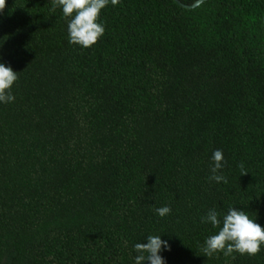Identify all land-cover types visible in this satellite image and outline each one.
Listing matches in <instances>:
<instances>
[{"label": "trees", "instance_id": "obj_1", "mask_svg": "<svg viewBox=\"0 0 264 264\" xmlns=\"http://www.w3.org/2000/svg\"><path fill=\"white\" fill-rule=\"evenodd\" d=\"M51 8L0 13L18 72L0 102V264H135L149 234L165 264H264V246L208 258L219 228L201 222L234 206L264 227V0H109L89 48ZM217 149L227 184L209 179Z\"/></svg>", "mask_w": 264, "mask_h": 264}, {"label": "clouds", "instance_id": "obj_2", "mask_svg": "<svg viewBox=\"0 0 264 264\" xmlns=\"http://www.w3.org/2000/svg\"><path fill=\"white\" fill-rule=\"evenodd\" d=\"M120 0H111L113 6L118 5ZM109 4V0H52L51 11L62 7L63 16L68 19L67 31L69 42L78 44L81 47L89 48L99 42L105 33V26L99 22L101 11ZM7 6V0H0V13ZM35 59V58H34ZM18 80V72L9 65L0 62V102L10 103L15 100L12 94V86ZM214 161L211 168V181L217 183H228L223 174H218L226 163L223 152L215 150L212 156ZM241 174H247L243 163L239 165ZM155 211L161 217L170 214L169 206L156 208ZM202 223H211L214 228H219L217 234L206 238L202 252L208 258L214 254L223 253L225 257L235 259L233 253L255 256L264 246V227L251 219L244 210L234 206L228 208L223 216L222 226L219 214L215 209L208 211L207 215L201 218ZM147 243L137 242L134 245L138 255L135 256V264H142L147 260L150 264H165V259L160 255L164 249L170 250L167 241L162 240L160 235H148ZM127 240L124 245L127 246ZM50 259H54L50 257Z\"/></svg>", "mask_w": 264, "mask_h": 264}, {"label": "water", "instance_id": "obj_3", "mask_svg": "<svg viewBox=\"0 0 264 264\" xmlns=\"http://www.w3.org/2000/svg\"><path fill=\"white\" fill-rule=\"evenodd\" d=\"M181 6L183 7H186V8H189V9H192V8H196L198 7L199 5H201L203 2L207 1V0H197L195 1L194 3L192 4H185L183 3L182 1L180 0H176Z\"/></svg>", "mask_w": 264, "mask_h": 264}]
</instances>
